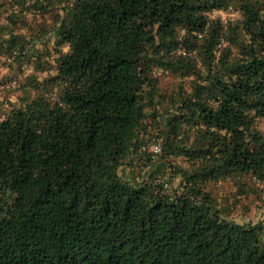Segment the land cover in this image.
I'll list each match as a JSON object with an SVG mask.
<instances>
[{"label":"trees","instance_id":"1","mask_svg":"<svg viewBox=\"0 0 264 264\" xmlns=\"http://www.w3.org/2000/svg\"><path fill=\"white\" fill-rule=\"evenodd\" d=\"M226 9L238 18L209 15ZM0 10L4 59L44 68L19 29L59 47L54 75L28 79L41 93L0 118V264H264L263 228L205 187L249 175L264 193V0ZM166 73L187 84L164 90Z\"/></svg>","mask_w":264,"mask_h":264},{"label":"rangeland","instance_id":"2","mask_svg":"<svg viewBox=\"0 0 264 264\" xmlns=\"http://www.w3.org/2000/svg\"><path fill=\"white\" fill-rule=\"evenodd\" d=\"M209 15L218 17L222 21L238 18V13L232 9L211 11ZM3 16V11L0 10V24L3 23ZM45 24L47 29H50L53 25L48 19ZM18 32L25 33L30 44H34V47L37 48L40 53H38L39 62L44 68L42 70L36 68L35 71L31 65L23 66L22 64L21 67H18L17 64L0 56V118H3L11 107L21 105L29 98L41 93V89H32L28 85V79L34 78L39 83L55 73L52 59L59 53V47L55 43L53 33L48 31L38 37L39 32L37 30L34 34H30L29 31L23 29H19ZM65 50L66 46L61 47L62 52ZM178 80L187 84V79H178L167 73L160 77V84L164 90H168ZM49 89L55 91L56 87L48 81L47 90ZM52 93L50 92L53 98ZM257 125L264 134V124L260 122ZM177 161L180 165H183L180 159H177ZM177 181V177H171L170 180H167V186L173 188ZM251 186H254V180L249 175L211 181L205 185L214 197L218 213L221 216H226L228 219L240 224H259L264 231V193L260 190L253 192L257 186L256 184L254 188Z\"/></svg>","mask_w":264,"mask_h":264},{"label":"built area","instance_id":"3","mask_svg":"<svg viewBox=\"0 0 264 264\" xmlns=\"http://www.w3.org/2000/svg\"><path fill=\"white\" fill-rule=\"evenodd\" d=\"M148 151H150V152H152V153L157 152V151H158V145H157V144H151V145L149 146Z\"/></svg>","mask_w":264,"mask_h":264}]
</instances>
